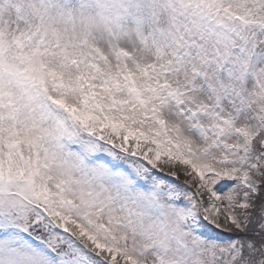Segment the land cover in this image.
Wrapping results in <instances>:
<instances>
[{"label":"snow or ice","instance_id":"1","mask_svg":"<svg viewBox=\"0 0 264 264\" xmlns=\"http://www.w3.org/2000/svg\"><path fill=\"white\" fill-rule=\"evenodd\" d=\"M0 264H264V0H0Z\"/></svg>","mask_w":264,"mask_h":264}]
</instances>
